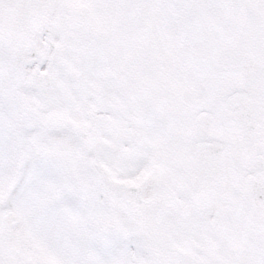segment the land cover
Segmentation results:
<instances>
[{
	"label": "snow or ice",
	"instance_id": "obj_1",
	"mask_svg": "<svg viewBox=\"0 0 264 264\" xmlns=\"http://www.w3.org/2000/svg\"><path fill=\"white\" fill-rule=\"evenodd\" d=\"M0 264H264V0H0Z\"/></svg>",
	"mask_w": 264,
	"mask_h": 264
}]
</instances>
